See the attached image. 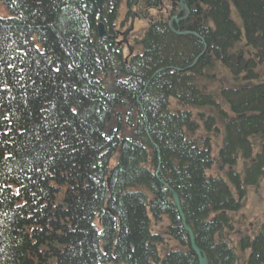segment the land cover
I'll use <instances>...</instances> for the list:
<instances>
[{
	"label": "trees",
	"instance_id": "trees-1",
	"mask_svg": "<svg viewBox=\"0 0 264 264\" xmlns=\"http://www.w3.org/2000/svg\"><path fill=\"white\" fill-rule=\"evenodd\" d=\"M183 1L205 46L178 0H0V264H197L172 192L208 264H264V0Z\"/></svg>",
	"mask_w": 264,
	"mask_h": 264
},
{
	"label": "rangeland",
	"instance_id": "rangeland-1",
	"mask_svg": "<svg viewBox=\"0 0 264 264\" xmlns=\"http://www.w3.org/2000/svg\"><path fill=\"white\" fill-rule=\"evenodd\" d=\"M124 10L122 9L119 15V24L118 30L120 33H123L128 29L130 23V17L125 18ZM137 21V20H136ZM123 25V26H122ZM146 26L145 20H140L134 23L133 36H138L141 34V30ZM176 35V34H175ZM181 36V35H176ZM242 215H245L248 219L244 228L246 230H252L254 227L259 225L264 221V181L258 186L257 190H250L247 195L246 200L244 201V207L241 211ZM255 225V226H254Z\"/></svg>",
	"mask_w": 264,
	"mask_h": 264
},
{
	"label": "bare ground",
	"instance_id": "bare-ground-1",
	"mask_svg": "<svg viewBox=\"0 0 264 264\" xmlns=\"http://www.w3.org/2000/svg\"><path fill=\"white\" fill-rule=\"evenodd\" d=\"M93 2L95 3L96 8H99L100 7L101 0H99L98 3L95 0H93ZM174 7L177 8V10H176L177 12H176V14L170 16L169 20L173 23V25H176L178 22H182L183 20H185L186 18H188V16H189V10H188L186 4H184V1L183 0H178V3H176L174 5ZM130 8L131 9H129V10L125 9L124 12L125 13L132 12L133 8L132 7H130ZM162 11L163 12H166V10L164 8H162ZM128 16L130 17V23L129 24H132L133 21H134V23H136L138 21V19H139L136 14L134 15V18H133V15H131V14L128 15ZM168 16H169V14H168ZM118 24L119 23H117L116 26H118ZM170 29L174 30L172 26H171ZM96 31H97V34L99 36L104 35V25H103L102 22H98V24L96 25ZM132 32H133L132 29H126L123 33L129 34V33H132ZM179 33H181V36H192V37H195V38H197L204 45L203 39L200 36H198L196 33H194V32L181 31ZM263 145H264V142H263L262 139L258 138L257 140H255V143H254V146L255 147H261Z\"/></svg>",
	"mask_w": 264,
	"mask_h": 264
},
{
	"label": "water",
	"instance_id": "water-1",
	"mask_svg": "<svg viewBox=\"0 0 264 264\" xmlns=\"http://www.w3.org/2000/svg\"><path fill=\"white\" fill-rule=\"evenodd\" d=\"M95 1L98 3L99 0H95ZM171 31L176 35H181V33L175 32L172 29H171ZM136 103L140 104L139 102H136ZM171 198H172V202L174 204V207L176 209V212L178 214L182 229L186 232V234L188 236L189 247H190L191 251L193 252L194 256L196 257L197 264H208V259H207L206 254L196 245L194 234H193L192 230L190 229V227L186 224V220H185V217L182 213V210L180 207V202H179L177 195L172 192Z\"/></svg>",
	"mask_w": 264,
	"mask_h": 264
}]
</instances>
